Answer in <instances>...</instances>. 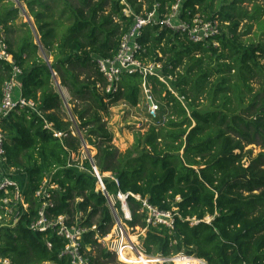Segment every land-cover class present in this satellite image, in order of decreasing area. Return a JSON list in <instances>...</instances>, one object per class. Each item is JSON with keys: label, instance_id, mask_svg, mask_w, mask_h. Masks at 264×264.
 <instances>
[{"label": "trees", "instance_id": "16d2710c", "mask_svg": "<svg viewBox=\"0 0 264 264\" xmlns=\"http://www.w3.org/2000/svg\"><path fill=\"white\" fill-rule=\"evenodd\" d=\"M18 1L33 20L44 50L42 56L31 29L17 46L11 42L8 34L21 9L11 0H0V26L23 70V96L43 114L42 119L24 108L1 124L9 164L17 170L25 194H32L45 179L58 186L49 216H67L69 225L87 229L83 247L91 264L117 263L116 254L100 241L115 227V212L128 227L145 232L141 250L148 256L189 257L200 264H264V39L244 40L261 21L264 7L255 4L248 11L242 7L247 0L221 5L217 0H186L183 18H189V12L223 24L222 34L205 44L192 43L160 24L144 27L142 59L163 63L187 106L153 78L154 96L165 104L159 114L166 120L152 125L137 137L134 149L122 153L113 145L105 118L121 101L132 107L140 104L142 78L124 76L122 90L112 97L105 93L107 83L95 58H114L136 17L156 10L163 19L177 0H126L127 5L121 0ZM244 21L249 24L239 33ZM22 26L29 28L28 23ZM44 55L52 60L51 67ZM52 70L68 93L69 108ZM10 73V66L0 61V104ZM254 79L261 83L257 93ZM201 101L209 105L205 111L200 110ZM55 132L64 137H54ZM249 145H261L263 151L246 166L245 157L252 154L245 153ZM84 146L96 150L93 162L108 196L116 199L114 208L99 191L90 159L75 160ZM108 173L119 186L104 177ZM119 193L129 194L130 221L124 219ZM130 195L164 211L177 209L181 219L173 231L148 225L142 203ZM28 199L29 215L16 225L0 226V257L12 264H70L68 256L59 258L64 240L50 231L28 229L39 205ZM207 217L210 223L204 221ZM188 218L201 222L191 226Z\"/></svg>", "mask_w": 264, "mask_h": 264}, {"label": "built area", "instance_id": "2783aa9c", "mask_svg": "<svg viewBox=\"0 0 264 264\" xmlns=\"http://www.w3.org/2000/svg\"><path fill=\"white\" fill-rule=\"evenodd\" d=\"M185 1L186 0H177L163 19L158 17L156 10L153 13L146 15V17H136L133 25L122 38L118 54L112 59L95 58V65L107 83L104 89L105 93L112 95V97H115L122 90L121 83L124 76L139 75L142 78L140 86L141 92L145 97L152 120L158 121L159 123L160 119H158V114L160 113L161 108L153 93V84L151 81L153 78L158 79L160 83L165 85L168 91H170L183 105L185 98L181 96L174 87L175 78L164 73L163 64L161 62H150L146 59H142L145 49L140 44L139 40L143 36L144 27L153 24H160L174 32L183 35L185 34L188 40L195 44H205L210 39L222 34V23L218 20L208 21L200 14L191 16L189 12H187L189 18H183L186 13L183 9ZM121 3L127 5L126 0H121ZM124 12L126 15H129V8L125 9ZM0 61L7 63L11 68L10 78L3 85V97L0 104V193L2 195L0 196V226L7 224L16 225L21 221L24 215H29L32 207L31 202L28 199L29 197L38 202L39 205L36 211V216L27 225L28 229L33 233H45L50 231L64 240L66 245L59 255V258L68 256L70 264H91L90 258L87 256L83 247L84 236L87 233V229L80 227L77 223L69 225V217L67 216H49L51 210L54 208L53 192L58 190V186L51 183L49 179H45L38 189L32 194L27 195L25 194L20 181L16 178L17 170L9 164L5 148L6 137L1 126L2 121L9 117L11 113L24 108L34 112L42 119L43 114L38 109L35 102L27 100L23 96V83L21 81L23 70L19 66L17 60H15L10 54L7 35L2 26H0ZM56 77L57 75L53 74V78ZM47 127L51 126L47 124ZM54 137L61 139L64 135L55 132ZM87 158L90 159L89 156ZM108 177L115 181L116 185L119 186V182L116 178L111 175ZM98 178L99 177H97V179ZM100 181L103 187L101 192L104 193L109 199V202H111L112 198L108 196L101 176L100 180L98 179V185ZM130 196L142 203V212L146 214L148 225L162 226L173 231L177 218L181 219L177 209L164 211L150 204L147 199H142L140 196L136 195ZM128 198L129 194L119 193L117 196V199L121 203L124 219L130 221L132 220V215L128 205ZM207 218L204 221L210 223L212 219L210 217ZM185 221L189 222L191 226H195L201 222V220L195 218H188ZM118 225L120 226L119 223ZM118 231L120 232H118L120 234L118 236L120 241L124 238V233L122 228H119ZM105 239L106 238L100 241L104 243ZM118 242L116 243V246L107 248L112 253H115L118 259L122 260L118 249L120 243ZM48 245L49 247H52L50 243ZM131 249L135 253L137 249L142 251L138 246L131 247ZM135 256L137 260H140V255L138 253L135 254ZM148 257H150L149 259H159V264L174 263V261H172L173 258ZM123 262L128 263V261ZM0 264H12V261L8 258L0 257Z\"/></svg>", "mask_w": 264, "mask_h": 264}, {"label": "rangeland", "instance_id": "374dc122", "mask_svg": "<svg viewBox=\"0 0 264 264\" xmlns=\"http://www.w3.org/2000/svg\"><path fill=\"white\" fill-rule=\"evenodd\" d=\"M15 3V7H24L25 5L23 3H19L18 0H11ZM221 2L231 4L233 0H217V4L221 5ZM21 4V5H20ZM260 5L264 7V0H247L245 3H243L242 7L247 9L248 11H251L254 7V5ZM33 22V20H32ZM23 23H26V18L23 15V12H21L20 19L16 21L12 25V30L13 33L8 34L9 39L11 40L14 45L17 46L19 43L18 41L23 38L25 35L28 33V29L23 27ZM33 24V23H32ZM248 21H244L241 24V27L239 29V33H244L246 30V25H248ZM223 27V24H221V28ZM35 29V27H34ZM264 14L261 18V21L258 24H254L252 28V32L250 35L244 37V40H253V41H258L259 39H264ZM40 53L43 56V53L40 51ZM52 61V60H51ZM50 61V62H51ZM261 63L264 65V59L261 60ZM163 64V63H162ZM252 87L254 89V93H257L259 89L261 88V83L258 79H254L252 82ZM166 95V94H164ZM63 97L65 101L67 102L69 97L68 93L66 92L63 94ZM157 103L159 104L160 108L164 107V102L160 100V97L156 95ZM200 103H203V106L200 107V110L205 111L209 105L208 103L201 101ZM67 108H69L68 103L67 105L65 104ZM184 106H187V101H184ZM167 111V110H166ZM160 116V117H159ZM158 119H161V122L163 123L166 120V116L158 114ZM105 121L107 122L108 129L113 135V145L122 153L134 149L136 144H137V137L140 135H144L145 133L148 132L149 128L152 125L155 126H160L161 122L159 123L158 121H153L150 115V112L148 110L146 100L144 95L141 93V100L140 104L137 107H132L128 105L126 102L121 101L118 104L112 106L110 110V116L105 118ZM87 150L83 151L80 157H76V162L79 160L80 162H83L86 157L90 156L92 158L96 154V150L92 146H87ZM249 151H252V154H248L245 157L244 163L247 166L250 164L251 160L254 159L255 157L258 156L259 153L263 151L261 145H249L245 148V153H248ZM110 174H105L104 177H108ZM111 205L114 208L116 199L112 198L111 199ZM116 213V225L113 228L112 232L110 235L106 237L104 240V245L106 247H114L116 246V243L119 241V229L122 228L123 230H126L130 236H132L135 240V247L141 248V245L143 243L144 237H145V232L141 231L140 229L133 230L132 228L128 227L125 223H123V220L119 217V215ZM211 218V217H210ZM208 219V218H207ZM120 224V226L118 225ZM119 232V233H118ZM120 243V241L118 242ZM120 254L122 253V248L118 247ZM154 257V256H153ZM117 259V263L113 264H130L134 263L133 261H128L123 262L122 260ZM123 259V258H122ZM124 261H127L124 259ZM174 263L172 264H200L198 260H194L188 257L178 259L173 257ZM141 264V263H139ZM159 264V262L157 263ZM205 264V263H203ZM207 264V263H206Z\"/></svg>", "mask_w": 264, "mask_h": 264}, {"label": "bare ground", "instance_id": "6f19581e", "mask_svg": "<svg viewBox=\"0 0 264 264\" xmlns=\"http://www.w3.org/2000/svg\"><path fill=\"white\" fill-rule=\"evenodd\" d=\"M123 233H124V238L120 240V246H119L120 248H122L121 249L122 250L121 259L123 258L122 261H124L125 259L130 262L133 261L134 263H141V264H157L158 263L159 259H157L156 257H155L156 260L149 259L150 257H148V255H146L144 252L140 251L139 249H137L136 253L132 251L131 247H135V240L133 237L129 235V233L126 230H123ZM137 253L140 255V260H137L135 256V254ZM201 264L203 263L201 262Z\"/></svg>", "mask_w": 264, "mask_h": 264}, {"label": "water", "instance_id": "95a60500", "mask_svg": "<svg viewBox=\"0 0 264 264\" xmlns=\"http://www.w3.org/2000/svg\"><path fill=\"white\" fill-rule=\"evenodd\" d=\"M18 2H19V1H18ZM20 5H21V4H20ZM17 8H20V9H21V12H23V15H24L25 18H26V23H28V24L30 25V28H31V30H32V32H33L35 38H36V44H37V45H40V47H41L40 39H39V37H38V35H37L35 29H34V25L32 24V21H31L30 17L28 16V14L26 13L24 7H23V8H22V7H17ZM44 58H45L47 64L49 65V67H51V63H50L49 59H47V57H46L45 55H44ZM52 73L55 74V72H54L53 70H52ZM56 82H57V86H59V85H60L59 82H58L57 80H56ZM64 102H65V104L67 105V102H66L65 100H64ZM84 147H85V150L88 149L87 146H84ZM89 158H90V156H89ZM90 161H91V163H92V165H93V168H94V170H95V174H96V176L99 177L98 179L100 180V174H99V172H98V170H97V167L95 166V163L93 162V158H90ZM99 185H100V189H99V191H101L102 188H103V187H102V184H101V181L99 182Z\"/></svg>", "mask_w": 264, "mask_h": 264}, {"label": "crops", "instance_id": "0c3cea01", "mask_svg": "<svg viewBox=\"0 0 264 264\" xmlns=\"http://www.w3.org/2000/svg\"><path fill=\"white\" fill-rule=\"evenodd\" d=\"M32 21V20H31ZM33 23V22H32ZM5 31V30H4ZM5 34H6V32H5ZM7 35V34H6ZM40 51L43 53L44 52V50H43V48H40ZM49 61H51V60H49ZM51 63V62H50ZM56 80L59 82V80H58V78L56 77V78H53V81H54V84L56 85V87H57V89H58V91L60 92V94L62 95V97H63V94L65 93V88H63L62 86H61V84H60V82H59V86H57V82H56ZM62 89V90H61ZM67 92V91H66ZM63 100H65L64 99V97H63Z\"/></svg>", "mask_w": 264, "mask_h": 264}]
</instances>
